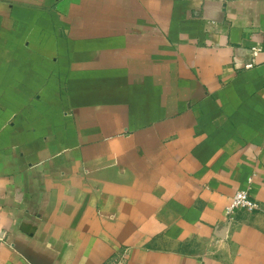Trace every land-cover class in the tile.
<instances>
[{
  "label": "crops",
  "instance_id": "crops-1",
  "mask_svg": "<svg viewBox=\"0 0 264 264\" xmlns=\"http://www.w3.org/2000/svg\"><path fill=\"white\" fill-rule=\"evenodd\" d=\"M0 264H264V0H0Z\"/></svg>",
  "mask_w": 264,
  "mask_h": 264
},
{
  "label": "built area",
  "instance_id": "built-area-1",
  "mask_svg": "<svg viewBox=\"0 0 264 264\" xmlns=\"http://www.w3.org/2000/svg\"><path fill=\"white\" fill-rule=\"evenodd\" d=\"M260 49H254L252 51V56L256 57L260 53ZM252 67V65H249ZM258 210L257 203L250 197L247 190H239L233 196L230 205L225 210V216L231 222L233 216L239 212L244 211L248 213H254Z\"/></svg>",
  "mask_w": 264,
  "mask_h": 264
}]
</instances>
